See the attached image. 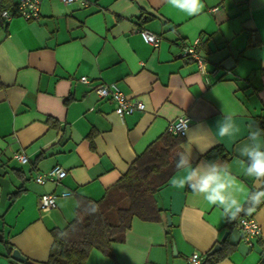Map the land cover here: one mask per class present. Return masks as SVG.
Segmentation results:
<instances>
[{
    "label": "crops",
    "instance_id": "obj_1",
    "mask_svg": "<svg viewBox=\"0 0 264 264\" xmlns=\"http://www.w3.org/2000/svg\"><path fill=\"white\" fill-rule=\"evenodd\" d=\"M86 2L42 0L36 19L0 20V264H46L51 231L75 217L78 198L99 200L182 114L191 118L181 146L185 152L190 145L193 167L211 162L205 154L220 145L226 156L216 162L248 190L261 186L245 175L241 161H250L239 149L251 143L250 126L264 129V0H202L194 16L166 0ZM138 29L159 36V45L146 43ZM191 44L205 73L183 55ZM101 82H115L145 109L119 117L114 102L98 96ZM227 115L235 126L225 122L221 137L216 127ZM19 151L26 163L13 158ZM54 165L66 169L63 178L34 181ZM185 172L177 170L155 193L160 220L133 218L111 255L92 248L83 264H187L192 253L203 262L217 244L225 256L213 264H259V238L241 253L230 244L236 219L187 186L173 187ZM44 193L56 195L55 207L39 206ZM249 215L264 233V203Z\"/></svg>",
    "mask_w": 264,
    "mask_h": 264
},
{
    "label": "trees",
    "instance_id": "obj_2",
    "mask_svg": "<svg viewBox=\"0 0 264 264\" xmlns=\"http://www.w3.org/2000/svg\"><path fill=\"white\" fill-rule=\"evenodd\" d=\"M11 8V0H0V14L3 10ZM89 137L91 138V135ZM183 139L184 136L173 134L167 129L136 156L99 200L78 198L75 217L65 227L51 231L52 243L46 264H83L92 248L111 255V243L124 240L133 218L160 220L161 210L154 195L179 170L176 168V162L179 161L178 153L184 152L181 146ZM205 156L209 161L216 162L225 157L226 152L218 145L210 149ZM22 190L23 188L19 187L14 195ZM243 215L247 213L242 212L239 216ZM234 225V221L227 223L229 230L233 229ZM221 244L224 246L228 241L223 240ZM7 251L11 253L12 247H7ZM224 256L221 250L213 254L207 253L201 264H213ZM262 263L264 250L259 264Z\"/></svg>",
    "mask_w": 264,
    "mask_h": 264
},
{
    "label": "clouds",
    "instance_id": "obj_3",
    "mask_svg": "<svg viewBox=\"0 0 264 264\" xmlns=\"http://www.w3.org/2000/svg\"><path fill=\"white\" fill-rule=\"evenodd\" d=\"M166 2L188 16L197 15L204 9L202 0ZM232 121V115L225 116L222 122H218L216 134L221 137L227 135L228 126L225 122L235 126ZM250 127L248 140L251 143H246L239 149L240 156H247L250 162L242 160L241 163L246 165V176L264 180V129L258 124ZM191 152L189 145L185 152L178 153L179 161L176 162V168L186 169V172L182 178L172 181L173 187L182 189L187 186L193 193L202 195L209 205L220 208L224 217L229 220H235L242 212L251 214L258 205L264 203V184L255 190H248L227 165L215 161H201L193 167Z\"/></svg>",
    "mask_w": 264,
    "mask_h": 264
},
{
    "label": "built area",
    "instance_id": "obj_4",
    "mask_svg": "<svg viewBox=\"0 0 264 264\" xmlns=\"http://www.w3.org/2000/svg\"><path fill=\"white\" fill-rule=\"evenodd\" d=\"M42 0H17L11 9H5L1 12V17L9 19L14 15L21 16L25 19H36L39 16L40 3ZM64 3H70L73 1H79L82 5L86 6L88 3L86 0H61ZM143 40L149 43L153 47H157L160 42V37L149 31L138 29ZM183 55L186 58L196 61L200 72L205 73L204 63L201 56L196 51L195 44H191L184 48ZM80 81L87 82L86 77H80ZM96 92L100 98H108L115 104L114 112L122 117L126 114H132L136 111H142L145 109L143 101L137 98L127 97L117 86L115 82H101L96 86ZM191 123V118L187 114H182L176 118L175 121L170 123L168 130L173 134L185 135L186 129ZM13 158L20 163H26L28 156L24 152H17L13 155ZM66 175V169L60 165H54L49 170L37 173L34 176V181L37 183H44L46 181H59ZM56 195L53 193H44L39 196L38 202L41 208H53L55 207ZM236 227L242 234V239L249 245H251V239L254 237L259 238L264 245V233L261 231V227L253 216L247 214L238 216L236 218ZM187 264H201L200 257L196 253L189 255Z\"/></svg>",
    "mask_w": 264,
    "mask_h": 264
},
{
    "label": "water",
    "instance_id": "obj_5",
    "mask_svg": "<svg viewBox=\"0 0 264 264\" xmlns=\"http://www.w3.org/2000/svg\"><path fill=\"white\" fill-rule=\"evenodd\" d=\"M258 181H261V184H264V180H258ZM254 188H256V187L254 186ZM226 235H227V233L225 232L221 239L222 240L225 239ZM230 244L236 245L238 247V250L241 253L246 252L250 247V245L248 243H246L245 241H240V233H239V230L237 228H235L230 234ZM219 248H220L219 244L215 245L210 250V254H213ZM11 255L14 258V260H17V261H24V259H25L23 257V255H21V253L16 249L12 250Z\"/></svg>",
    "mask_w": 264,
    "mask_h": 264
}]
</instances>
